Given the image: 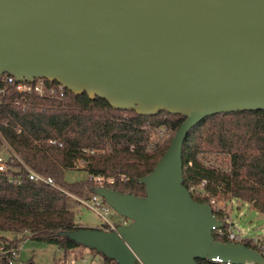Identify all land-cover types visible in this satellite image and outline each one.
Returning a JSON list of instances; mask_svg holds the SVG:
<instances>
[{"label":"water","instance_id":"water-1","mask_svg":"<svg viewBox=\"0 0 264 264\" xmlns=\"http://www.w3.org/2000/svg\"><path fill=\"white\" fill-rule=\"evenodd\" d=\"M0 74L60 84L138 116L183 117L144 196L95 187L125 226L58 235L115 264H264L182 185L181 147L205 117L264 112V0H0Z\"/></svg>","mask_w":264,"mask_h":264},{"label":"trees","instance_id":"trees-1","mask_svg":"<svg viewBox=\"0 0 264 264\" xmlns=\"http://www.w3.org/2000/svg\"><path fill=\"white\" fill-rule=\"evenodd\" d=\"M182 119L164 112L138 116L132 111L114 110L104 100L66 90L62 100L29 96L22 106L3 100L0 146L4 143L36 175L50 177L52 184L28 181L22 175L21 182L12 185L0 176V234L53 244L63 251L81 248L58 233L79 228L74 225L69 198L85 199L96 186L86 179L68 181L65 173L80 160L85 174L112 178L104 187L142 197L144 188L138 179L152 170ZM149 127L166 128L169 135L150 148ZM49 139L61 147L48 145ZM203 153L224 154L229 172L216 164L204 165L199 157ZM181 163L185 189L204 181L203 189L211 196L219 193L226 202L240 200L264 216V112L205 117L187 133ZM10 166L22 170L15 159ZM219 184L223 185L220 192L216 188ZM190 196L196 202L208 203L204 197ZM217 240L225 242L223 238ZM240 243L255 249L249 239ZM196 263L219 264L205 260Z\"/></svg>","mask_w":264,"mask_h":264},{"label":"built area","instance_id":"built-area-1","mask_svg":"<svg viewBox=\"0 0 264 264\" xmlns=\"http://www.w3.org/2000/svg\"><path fill=\"white\" fill-rule=\"evenodd\" d=\"M65 89L54 82H48L45 79L35 78L31 82L24 80L15 81L13 76L8 74H0V104L3 100L12 102L14 105H23L29 96H35L38 98H46L53 100H62L64 97ZM6 95V98L4 97ZM161 133V131H159ZM48 145L61 147V143L56 142L53 139L47 140ZM86 152L93 153L94 150H85ZM5 153V154H4ZM21 166V172L17 169L12 168L10 165L13 160ZM76 164L82 165L83 162L78 160ZM224 172H229L228 167L223 169ZM25 176L28 181L32 182H42L47 185L52 184L50 177H40L32 172L28 167H26L7 147L4 143L0 146V176H3L6 181L12 185H18L21 182V176ZM86 180L92 182L96 187H104L103 185H110L112 183V178H102L100 176L86 175ZM205 184L202 181L198 186L191 185L187 191L196 198H206L207 205L212 211V214L218 218L222 227L212 228L211 235L213 239L217 238L225 239V242H241L244 239H249L252 241L254 250L257 251L264 259V240L260 238H247L242 234L243 229L240 228L235 223L229 220V216L224 212L222 205L218 204L214 199L216 196H211L203 189ZM223 185H217L218 192L221 191ZM217 196H220L219 193ZM89 208L97 214L101 219L100 229L105 232L115 231L117 226H125L128 224V220L118 216L117 223H110L107 220V214L109 207L103 202V200L94 194L89 196ZM25 239H21L15 235L6 237L0 235V264H26L22 262L19 258V253L21 249V243ZM206 261V260H205ZM209 263H219V264H230L229 262H222L220 259L213 258L207 261ZM54 264H65L63 261L56 262ZM66 264H115L111 261L106 263L102 258L99 260L89 259L86 257H80L75 262L74 259L69 258ZM243 264H254V263H243Z\"/></svg>","mask_w":264,"mask_h":264},{"label":"rangeland","instance_id":"rangeland-1","mask_svg":"<svg viewBox=\"0 0 264 264\" xmlns=\"http://www.w3.org/2000/svg\"><path fill=\"white\" fill-rule=\"evenodd\" d=\"M161 131V133H159ZM149 143L153 147L155 144H160L168 135L169 130L163 127H149ZM5 154V153H4ZM204 165L216 164L221 168L228 167V160L224 154H200ZM83 166L76 164L72 170L65 173V178L68 181H79L86 179ZM89 196L87 198H72L68 200V205L74 212V225L79 228L98 229L100 227L101 219L90 208ZM216 202L222 205L226 215L229 216L231 222L243 229L242 234L247 238H260L264 240V216L255 210L251 209L250 205L237 199H231L226 202L223 196H216ZM107 220L110 223H117L118 216L109 209ZM10 237V234H0ZM17 237H20L19 235ZM80 257L99 260L100 255L94 253L86 248L70 249L63 251L61 248L53 244H46L44 242H37L26 238L21 243L19 258L22 262L31 264H54L63 261L66 264L67 259L72 258L77 261Z\"/></svg>","mask_w":264,"mask_h":264},{"label":"crops","instance_id":"crops-1","mask_svg":"<svg viewBox=\"0 0 264 264\" xmlns=\"http://www.w3.org/2000/svg\"><path fill=\"white\" fill-rule=\"evenodd\" d=\"M4 234H8V233H4ZM3 236H4V235H3ZM10 236H13V235H12V234H10ZM76 249L78 250L79 248H76ZM76 249H75V250H76Z\"/></svg>","mask_w":264,"mask_h":264}]
</instances>
